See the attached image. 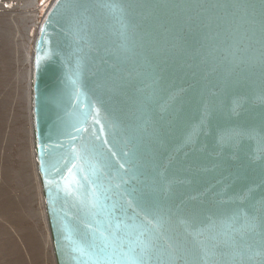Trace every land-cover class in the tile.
<instances>
[{
	"label": "water",
	"instance_id": "95a60500",
	"mask_svg": "<svg viewBox=\"0 0 264 264\" xmlns=\"http://www.w3.org/2000/svg\"><path fill=\"white\" fill-rule=\"evenodd\" d=\"M29 95L55 264H264V0H51Z\"/></svg>",
	"mask_w": 264,
	"mask_h": 264
},
{
	"label": "rangeland",
	"instance_id": "374dc122",
	"mask_svg": "<svg viewBox=\"0 0 264 264\" xmlns=\"http://www.w3.org/2000/svg\"><path fill=\"white\" fill-rule=\"evenodd\" d=\"M20 0H0V264H55L34 162L28 97V29L14 10ZM51 0H38L40 21ZM16 12V13H15ZM37 24V23H36Z\"/></svg>",
	"mask_w": 264,
	"mask_h": 264
},
{
	"label": "bare ground",
	"instance_id": "6f19581e",
	"mask_svg": "<svg viewBox=\"0 0 264 264\" xmlns=\"http://www.w3.org/2000/svg\"><path fill=\"white\" fill-rule=\"evenodd\" d=\"M38 3V0H20L18 4H14L15 12L23 13L18 14L17 16L22 18L24 22H26L28 29L31 27V25H38L37 19L39 16V12L36 9V5ZM20 15V16H19ZM37 23V24H36ZM34 40V39H33ZM26 62L29 64V70H28V81L30 80V69H31V52L28 53V57L26 58ZM29 86V84H28ZM29 102H30V95L28 92ZM30 106V105H29Z\"/></svg>",
	"mask_w": 264,
	"mask_h": 264
}]
</instances>
